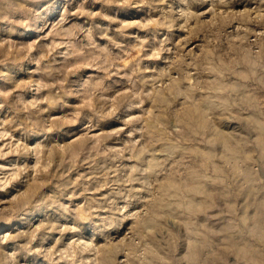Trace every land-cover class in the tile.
I'll list each match as a JSON object with an SVG mask.
<instances>
[{"label": "rangeland", "instance_id": "1", "mask_svg": "<svg viewBox=\"0 0 264 264\" xmlns=\"http://www.w3.org/2000/svg\"><path fill=\"white\" fill-rule=\"evenodd\" d=\"M0 264H264V0H0Z\"/></svg>", "mask_w": 264, "mask_h": 264}]
</instances>
